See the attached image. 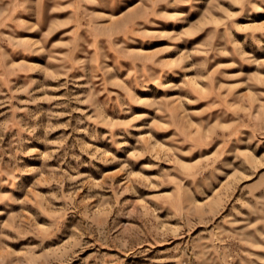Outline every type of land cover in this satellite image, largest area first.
I'll return each instance as SVG.
<instances>
[{"label": "rangeland", "instance_id": "374dc122", "mask_svg": "<svg viewBox=\"0 0 264 264\" xmlns=\"http://www.w3.org/2000/svg\"><path fill=\"white\" fill-rule=\"evenodd\" d=\"M0 264H264V0H0Z\"/></svg>", "mask_w": 264, "mask_h": 264}]
</instances>
